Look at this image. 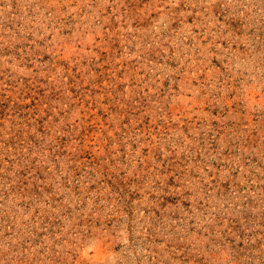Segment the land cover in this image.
Returning <instances> with one entry per match:
<instances>
[{
	"label": "rangeland",
	"instance_id": "rangeland-1",
	"mask_svg": "<svg viewBox=\"0 0 264 264\" xmlns=\"http://www.w3.org/2000/svg\"><path fill=\"white\" fill-rule=\"evenodd\" d=\"M0 264H264V0H0Z\"/></svg>",
	"mask_w": 264,
	"mask_h": 264
}]
</instances>
